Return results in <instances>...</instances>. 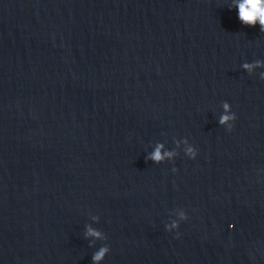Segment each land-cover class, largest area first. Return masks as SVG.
I'll list each match as a JSON object with an SVG mask.
<instances>
[{"label":"water","instance_id":"obj_1","mask_svg":"<svg viewBox=\"0 0 264 264\" xmlns=\"http://www.w3.org/2000/svg\"><path fill=\"white\" fill-rule=\"evenodd\" d=\"M232 4L0 0V264H264V32Z\"/></svg>","mask_w":264,"mask_h":264},{"label":"clouds","instance_id":"obj_2","mask_svg":"<svg viewBox=\"0 0 264 264\" xmlns=\"http://www.w3.org/2000/svg\"><path fill=\"white\" fill-rule=\"evenodd\" d=\"M238 9V18L240 22L246 26H256L259 24L260 31L264 32V0H233V4L229 9ZM242 67L251 73L255 68H264V61L256 60L252 63H243ZM261 79H264V72L261 73ZM223 113L219 117V124L225 126L229 132L233 130V121L237 119L235 113L231 111V105L228 102L222 103ZM184 143L188 144L189 141L184 139ZM163 144H158L155 150L150 153L146 159L152 160L155 163L159 164L161 161L166 158H171L177 153L174 150L165 151L162 153ZM198 152L197 149L190 145L185 152V155L191 159H195ZM173 172H176L177 169L173 168ZM94 219H96L94 217ZM188 217L185 213H181V220H187ZM167 231L171 232L173 230L179 229V223L173 222L170 226L165 225ZM95 237L101 239L102 235L99 230L93 229L91 226L87 227L86 238ZM179 238V234L177 235ZM90 246H92L90 244ZM110 248L108 245L101 246L98 251H96L92 256V264H99V261L105 258L108 254Z\"/></svg>","mask_w":264,"mask_h":264}]
</instances>
